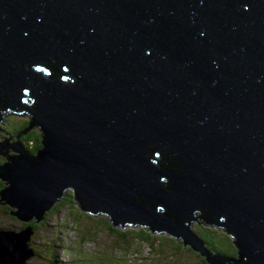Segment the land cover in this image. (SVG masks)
Returning <instances> with one entry per match:
<instances>
[{
	"label": "water",
	"instance_id": "water-1",
	"mask_svg": "<svg viewBox=\"0 0 264 264\" xmlns=\"http://www.w3.org/2000/svg\"><path fill=\"white\" fill-rule=\"evenodd\" d=\"M7 108L31 118L0 141L19 221L71 188L82 210L209 264H264V0H0V120ZM32 127L36 154L18 139ZM197 217L237 256L208 252ZM32 231L0 228V264H26Z\"/></svg>",
	"mask_w": 264,
	"mask_h": 264
},
{
	"label": "trees",
	"instance_id": "trees-1",
	"mask_svg": "<svg viewBox=\"0 0 264 264\" xmlns=\"http://www.w3.org/2000/svg\"><path fill=\"white\" fill-rule=\"evenodd\" d=\"M30 121V117L28 116L22 123H15V125L12 127V133L16 134L21 130H25ZM1 136L3 135L0 134V140H2ZM21 138L26 142V150L33 154H36L43 145L42 132L39 128L30 129L25 133H21ZM7 162L8 156H4V154L0 152V165H5ZM6 185L7 184L5 180L0 177V192L5 188ZM72 194L73 192L71 191V189H67L63 193V195L44 213L43 218L38 221V223L34 220L28 222L33 227L34 231L38 230L36 234L42 232L41 234H39V236H44L43 232H47L48 230H42L41 228L45 226L49 227L48 220H51L50 217H53L56 213H58L61 207L66 206L71 208L74 207V204L78 203L74 196H72ZM12 211L13 208L0 197V212L6 214L14 220H17L15 215L11 213ZM73 215L76 217V221L78 222L80 220V216H85L91 226L97 227L96 231H92L95 236L98 231H105L108 237L107 241L111 242L112 246H115L119 249L122 248L125 250H130L136 249L138 245H145L151 252L155 253V255L159 257V262H162V264H209L205 255H203L200 251L195 250L188 244H184L181 239L173 237L170 234L153 231L146 225H120L112 222L109 217L100 220L98 217L86 215L85 213H83L81 208H78V211L76 213H73ZM192 223L195 224L194 229L192 227L193 231L204 242V247L208 252L215 255L219 254L223 256H237L238 249L235 245L234 237L230 233L225 231L223 227L218 226L214 223L205 222L198 217L197 220H193ZM25 224L26 223L24 222L20 223L22 227ZM85 226L86 228H88L86 224ZM89 234L90 230L83 237V240L89 238L90 236H87ZM35 240H37L36 237L32 239V241ZM40 243L37 242L35 246H31L36 250L37 246ZM44 250L45 252L43 253L36 250L34 253L35 258L39 257L41 258V260L45 259L44 261L47 264H61L63 262V260H59V253H57V259H55L50 256L49 247H45ZM133 253L136 256L138 255L137 250H134ZM75 254H79L80 258L85 259V263L83 262L82 264H90V262H95V264H108V261H106L107 257H104L102 259L91 257L85 250H80L79 252L72 253V256L76 258L73 259V263L79 262L77 260H81L78 259ZM111 260L113 261V258H111ZM135 261H137L138 264H150V262L152 263L151 260H142V263H139L140 259ZM69 262L70 261L66 260L64 264H68ZM152 264L157 263L154 261Z\"/></svg>",
	"mask_w": 264,
	"mask_h": 264
},
{
	"label": "rangeland",
	"instance_id": "rangeland-1",
	"mask_svg": "<svg viewBox=\"0 0 264 264\" xmlns=\"http://www.w3.org/2000/svg\"><path fill=\"white\" fill-rule=\"evenodd\" d=\"M31 102V101H30ZM28 104V103H27ZM30 117V114L28 112L20 111L18 113H13V111H7L6 115H2V119L0 120L2 123H0V129L6 130L9 134V131H12V127L15 125V123H22L27 117ZM37 127H34L32 129H35ZM4 131H0V134L3 135V137L8 138L9 135L14 134H5ZM1 137L2 140L4 138ZM9 143L11 141H16V138L14 136L10 137ZM1 141V140H0ZM20 142H22V146L24 148V144H26L25 141H21V138L19 139ZM9 151H7L8 155H16L18 152L12 151L11 148H8ZM68 188V187H67ZM65 188L64 191L67 189ZM71 189V188H70ZM78 204V203H77ZM74 204V207H66L63 206L60 208V211L56 213L53 217H50L51 220H48V226L42 227V230H48L47 232H43L44 236H39L42 232L37 233L38 230L33 231V234L31 233L30 236V244L35 246L37 242H41L37 246V251H40L41 253L45 252V247H49L50 256L57 259V253L60 254L59 260H63V264L66 260L70 261L68 264H82L84 262V258H80L79 254H75L79 262L73 263V259L75 257L72 256V253L79 252L80 250H85L88 255L91 257L102 259L104 257H107L108 264H138L137 261L140 259L139 263H142V260H148L152 261V263L155 261L157 264H162V262H159V257L155 255V253L151 252L148 247L145 245H138L136 249H130L125 250L122 248H117L115 246L111 245V242H108V237L105 231H98L96 233V236L92 231H96V226H91L86 219L85 216H80L79 222L76 221V217L73 215V213H76L78 211V208H80L79 204ZM13 211H16V207H12ZM82 210V209H81ZM83 213L86 215H90L93 217H98L100 220L103 218H107L109 215L98 211L95 214L90 213L88 211L82 210ZM32 220L36 221L35 218ZM88 228H86L85 224ZM19 220H14L7 216L4 213L0 212V227H21ZM38 223V222H37ZM28 224V223H27ZM25 224V225H27ZM25 225L23 227H25ZM29 225V224H28ZM131 225H142L139 223L131 224ZM194 229L195 224L192 223L191 225ZM31 229H33L31 227ZM34 230V229H33ZM41 230V231H42ZM90 230V234L87 236H90L86 240H83V237L86 235V233ZM161 233V232H159ZM162 233L167 234L166 231L162 230ZM36 237L37 240L32 241ZM32 241V243H31ZM29 244V245H30ZM35 250V249H34ZM35 250V251H36ZM134 250L138 251V255L136 256L133 252ZM34 251V253H35ZM87 257V256H86ZM113 258V261L111 260ZM43 259V258H42ZM76 259V258H75ZM93 259V258H90ZM110 259V260H109ZM150 259V260H149ZM45 260V259H44ZM44 260H41V258L36 257L33 255L31 258H28L26 263L28 264H47ZM61 263V264H62ZM85 263V262H84ZM150 262V264H152ZM90 264H95V262H90Z\"/></svg>",
	"mask_w": 264,
	"mask_h": 264
},
{
	"label": "clouds",
	"instance_id": "clouds-1",
	"mask_svg": "<svg viewBox=\"0 0 264 264\" xmlns=\"http://www.w3.org/2000/svg\"><path fill=\"white\" fill-rule=\"evenodd\" d=\"M26 101H27V103L29 104L30 103V101H31V99L30 98H28V97H26V98H24ZM7 111H9V108H7ZM12 111V110H11ZM23 112H25V111H23ZM13 113H18V112H15V111H13ZM2 116V115H1ZM31 119V118H30ZM32 128H34V127H32ZM32 128H30V129H32ZM38 128V127H37ZM13 129V128H12ZM29 129V130H30ZM29 130H27V131H29ZM26 131V132H27ZM9 134H15V133H12V131L10 132L9 131ZM15 137V136H14ZM21 138V134L19 135V138L18 139H20ZM9 141V140H8ZM21 141H22V138H21ZM24 147H25V144H24ZM25 149H26V147H25ZM72 191V190H71ZM72 196H74V194H72ZM43 216H44V214H43ZM18 220V219H17ZM40 221V220H39ZM21 222V221H20ZM23 222V221H22ZM24 223H26V222H24ZM27 224V223H26ZM29 224V223H28ZM30 225V224H29ZM21 226V225H20ZM32 227V226H31ZM0 228H5V227H0ZM6 228H12V229H19V227H13V226H10V227H6ZM33 228V227H32ZM34 231V230H33ZM35 255V254H34Z\"/></svg>",
	"mask_w": 264,
	"mask_h": 264
},
{
	"label": "flooded vegetation",
	"instance_id": "flooded-vegetation-1",
	"mask_svg": "<svg viewBox=\"0 0 264 264\" xmlns=\"http://www.w3.org/2000/svg\"><path fill=\"white\" fill-rule=\"evenodd\" d=\"M0 131H3V130L0 129Z\"/></svg>",
	"mask_w": 264,
	"mask_h": 264
},
{
	"label": "bare ground",
	"instance_id": "bare-ground-1",
	"mask_svg": "<svg viewBox=\"0 0 264 264\" xmlns=\"http://www.w3.org/2000/svg\"><path fill=\"white\" fill-rule=\"evenodd\" d=\"M32 234H33V231H32Z\"/></svg>",
	"mask_w": 264,
	"mask_h": 264
}]
</instances>
